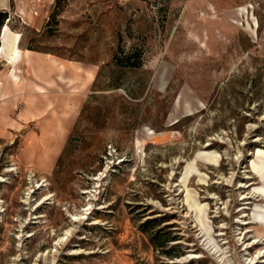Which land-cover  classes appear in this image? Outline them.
Wrapping results in <instances>:
<instances>
[{"label":"rangeland","instance_id":"374dc122","mask_svg":"<svg viewBox=\"0 0 264 264\" xmlns=\"http://www.w3.org/2000/svg\"><path fill=\"white\" fill-rule=\"evenodd\" d=\"M5 30L0 264H264V0H0Z\"/></svg>","mask_w":264,"mask_h":264},{"label":"bare ground","instance_id":"6f19581e","mask_svg":"<svg viewBox=\"0 0 264 264\" xmlns=\"http://www.w3.org/2000/svg\"><path fill=\"white\" fill-rule=\"evenodd\" d=\"M242 10L247 12L246 7H243ZM251 30L253 31V33H255V30L254 29H251ZM8 39H9V37L7 35V31L5 30V33H4V36H3L4 43H3V46L0 48V57H3V54L6 52V48H8V51L10 49V47L7 45L8 44ZM15 42H16V40H15ZM15 44L16 43H14L13 45H11V47L13 48V50L15 49ZM257 154L260 155L261 158L259 159V161H257V162L255 161V162L252 163V168L256 171L257 174H259V176L264 181V150H262V151L258 150L257 151ZM199 157L201 159H203L204 161H211V162L216 163V164L219 163V160H220V156L217 153H215V152H201L200 155H199ZM194 170L195 169H193V167H191V166L186 169V172L184 174V180H183L184 184L186 182V179H187L188 175L192 171H194ZM257 191H260L262 193V195L264 196V186H262V188L259 189V190H257ZM91 194H92V192H91ZM95 194H96V192H95ZM185 201H186V204L189 206V208H191V209H193L195 211L196 218H197L198 222L201 225V229H202V232H203V236H206L205 241H208V244L209 245H211V244L213 245V250L216 253L217 252H220L222 250V248H220L214 242V238L211 235L212 227L208 223L207 211L205 209V206L201 205V203L198 202V200L194 197L193 193L187 187H186V199H185ZM0 203H1V200H0ZM90 203H88V205H90ZM244 204H249V203L246 201V203H244ZM91 205H90V207L87 210L92 209V206ZM245 208H247V207L245 206L244 209ZM244 216H245V214H244ZM82 219H83L82 216H75L74 217V221L75 222H80ZM253 219L260 226H262V230L264 231V205H262V206L261 205H256L255 211L253 212ZM97 223H100V221L99 220H95L94 224H97ZM223 233H220V234L222 235ZM72 234H73V231L72 230H67V232H66V238H60L59 243H65L66 241H68V239H70V237L72 236ZM261 252H262V250L259 251V254ZM223 254L224 253H221L220 256H223ZM199 256L200 255L196 254L194 257L196 258V257H199ZM262 257H264V256H262ZM224 258L225 257L223 256L222 257V261L225 260ZM252 260H254V259H252Z\"/></svg>","mask_w":264,"mask_h":264},{"label":"trees","instance_id":"16d2710c","mask_svg":"<svg viewBox=\"0 0 264 264\" xmlns=\"http://www.w3.org/2000/svg\"><path fill=\"white\" fill-rule=\"evenodd\" d=\"M29 50H34V48H29ZM132 57H134V56L133 55H131V56L129 55V56H126L125 58L126 59H131ZM121 65L122 66H138L139 64H138V62H135V63L134 62H131V63L130 62H128V63L121 62Z\"/></svg>","mask_w":264,"mask_h":264},{"label":"crops","instance_id":"0c3cea01","mask_svg":"<svg viewBox=\"0 0 264 264\" xmlns=\"http://www.w3.org/2000/svg\"><path fill=\"white\" fill-rule=\"evenodd\" d=\"M31 52V51H30Z\"/></svg>","mask_w":264,"mask_h":264}]
</instances>
